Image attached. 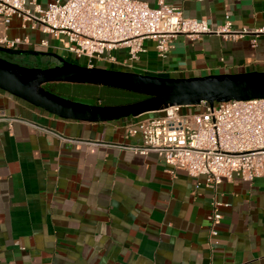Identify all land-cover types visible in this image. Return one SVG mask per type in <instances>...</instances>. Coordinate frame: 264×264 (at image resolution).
<instances>
[{
	"label": "crops",
	"instance_id": "obj_1",
	"mask_svg": "<svg viewBox=\"0 0 264 264\" xmlns=\"http://www.w3.org/2000/svg\"><path fill=\"white\" fill-rule=\"evenodd\" d=\"M163 1L213 29L228 15L232 29L245 33L178 35L164 58L147 40L126 71L174 78L264 72V33L256 31L264 28V0ZM0 33L45 38L16 16L7 27L0 18ZM112 53L126 56L122 48ZM0 110L17 119L0 121V264H264V177L234 175L212 188L154 153L125 148L140 142L128 130L143 114L64 119L1 89ZM214 209L221 218L212 226Z\"/></svg>",
	"mask_w": 264,
	"mask_h": 264
},
{
	"label": "built area",
	"instance_id": "obj_2",
	"mask_svg": "<svg viewBox=\"0 0 264 264\" xmlns=\"http://www.w3.org/2000/svg\"><path fill=\"white\" fill-rule=\"evenodd\" d=\"M13 16L21 20L22 28H36L54 39L64 36L66 45L53 50L85 58L87 67L104 64L117 70L131 69L146 52L147 40L164 58L178 35L196 38L223 34L235 38L245 33L232 29L228 15L221 26L213 29L204 19L185 17L179 7L163 0L155 6L141 0H52L45 7L36 0H0L4 27ZM256 31L264 33V28ZM0 46L51 50L46 37L35 43L28 35L9 38L5 33H0ZM119 48L126 51L121 61L112 53ZM197 106L202 111L181 114V106L171 105L157 115L138 120L128 133L137 134L140 142L125 148L144 155L154 153L172 168L193 177L204 176L212 188L234 175L247 181L264 177V98L232 99L212 105L201 101ZM16 120L0 110V121L10 125ZM220 218L214 209L210 215L212 226Z\"/></svg>",
	"mask_w": 264,
	"mask_h": 264
},
{
	"label": "water",
	"instance_id": "obj_3",
	"mask_svg": "<svg viewBox=\"0 0 264 264\" xmlns=\"http://www.w3.org/2000/svg\"><path fill=\"white\" fill-rule=\"evenodd\" d=\"M0 53L12 56L40 54L58 61V65L38 69L0 57V89L64 119L106 122L158 112L171 105L196 106L201 101L212 105L232 99L264 98V72L174 78L82 66L50 51L0 46ZM60 81L104 85L143 94L146 98L120 105H97L72 101L43 87V84Z\"/></svg>",
	"mask_w": 264,
	"mask_h": 264
},
{
	"label": "rangeland",
	"instance_id": "obj_4",
	"mask_svg": "<svg viewBox=\"0 0 264 264\" xmlns=\"http://www.w3.org/2000/svg\"><path fill=\"white\" fill-rule=\"evenodd\" d=\"M48 39L49 46H61L64 47L65 44V37L62 36L60 39H54L50 35H45ZM40 51H49L46 49H40ZM55 52L61 56H63L68 62L75 63L78 65L84 66L86 64L85 58H78L76 59L73 55L69 54L66 51L58 50V51H50ZM12 62L16 63L21 66L31 67V68H38V69H45L50 67V59L47 56L43 55H14ZM115 56L118 57V52L115 51ZM3 57V56H2ZM4 58V57H3ZM53 58V57H51ZM98 67H106V65L98 64ZM101 65V66H100ZM43 86L55 93L56 95L62 96L72 101L81 102V103H92L99 98L103 101L104 104L109 105H120L128 103L131 95V91L108 87L104 85H96V84H87V83H72V82H52L43 84ZM133 93V92H132ZM202 111L200 106H181L180 113L187 114V113H198ZM160 112H152V113H145L143 116H153L157 115Z\"/></svg>",
	"mask_w": 264,
	"mask_h": 264
},
{
	"label": "trees",
	"instance_id": "obj_5",
	"mask_svg": "<svg viewBox=\"0 0 264 264\" xmlns=\"http://www.w3.org/2000/svg\"><path fill=\"white\" fill-rule=\"evenodd\" d=\"M5 55H8V54H4V53H0V57H4L5 59H7V60H9V61H11V59H9L7 56L5 57ZM9 56V55H8ZM10 56H12V55H10ZM12 62V61H11ZM44 87V86H43ZM45 88V87H44ZM131 93V95H130V101L128 102V103H131V102H135V101H139V100H142V99H144V98H146V96L145 95H143V94H139V93H136V92H130ZM98 103H96V104H99V105H109V104H104L103 103V101L102 100H100L99 98H97V100H96ZM96 101H94V102H96ZM93 102V103H94ZM126 104V103H125ZM144 115V114H143Z\"/></svg>",
	"mask_w": 264,
	"mask_h": 264
},
{
	"label": "flooded vegetation",
	"instance_id": "obj_6",
	"mask_svg": "<svg viewBox=\"0 0 264 264\" xmlns=\"http://www.w3.org/2000/svg\"><path fill=\"white\" fill-rule=\"evenodd\" d=\"M8 57L9 59H11V61L13 60V58L15 57V56H8V55H5V57ZM49 59H50V62H49V64H50V67H52V66H55V65H58L59 63H58V61L56 60V59H54V58H51V57H49Z\"/></svg>",
	"mask_w": 264,
	"mask_h": 264
}]
</instances>
